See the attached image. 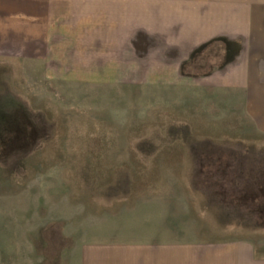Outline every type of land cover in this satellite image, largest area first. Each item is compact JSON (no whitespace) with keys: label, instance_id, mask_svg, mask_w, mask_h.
Instances as JSON below:
<instances>
[{"label":"rangeland","instance_id":"1","mask_svg":"<svg viewBox=\"0 0 264 264\" xmlns=\"http://www.w3.org/2000/svg\"><path fill=\"white\" fill-rule=\"evenodd\" d=\"M213 2L0 0V264H78L85 243L126 241L264 264L260 119L244 98H190L155 70L181 13L195 31L191 14ZM229 2L247 14L243 40L210 41L195 63L244 41L264 71V0Z\"/></svg>","mask_w":264,"mask_h":264},{"label":"crops","instance_id":"2","mask_svg":"<svg viewBox=\"0 0 264 264\" xmlns=\"http://www.w3.org/2000/svg\"><path fill=\"white\" fill-rule=\"evenodd\" d=\"M238 12L241 15L238 16ZM238 12L233 9L229 0H217L202 14L196 12L194 15L191 14L195 16V19H191L196 22L195 31H189L187 28L183 30L181 13L179 41L173 48L163 51V65L156 67L155 70L163 71L168 77L166 81H173L174 87H179L183 95L194 89L190 98H244V110L251 114L252 119H260L255 128L263 134L264 71L261 69L260 61L253 59L252 54L247 52L244 41L240 43L238 51L232 53L231 59L223 61L220 65L204 68L195 63L196 60L193 58L199 47L210 41L243 40L245 27L237 29L235 23L237 21L246 23L247 14L241 10ZM187 20L188 18L185 19ZM205 23H211V26L207 27ZM224 53L225 51L218 50L217 56L224 58ZM193 65L197 70L196 75L183 73L185 66L190 68ZM178 78L179 82H175ZM259 187L264 192V186ZM261 197L264 199V193H261ZM260 214L264 215V205L260 209ZM235 251L234 248H228L214 252L205 249L204 246L189 247L147 241L94 242L83 244L78 264H236Z\"/></svg>","mask_w":264,"mask_h":264},{"label":"trees","instance_id":"3","mask_svg":"<svg viewBox=\"0 0 264 264\" xmlns=\"http://www.w3.org/2000/svg\"><path fill=\"white\" fill-rule=\"evenodd\" d=\"M4 120V122H8V120L7 119H3ZM22 121V120H21ZM21 125H23V124H21L20 123V126ZM23 127H25V124L23 125ZM3 128H4V135L7 137V139L6 140H4L5 142H11L12 141V139H14V137H15V130L14 129H12L11 127H10V129H9V126L6 124V125H4L3 126ZM26 129H27V127H26ZM29 129V128H28ZM27 129V130H28ZM9 133V134H8ZM9 139V140H8ZM14 141V140H13Z\"/></svg>","mask_w":264,"mask_h":264}]
</instances>
